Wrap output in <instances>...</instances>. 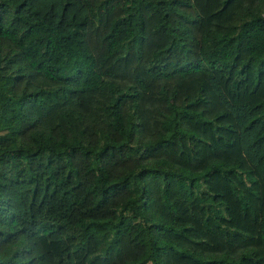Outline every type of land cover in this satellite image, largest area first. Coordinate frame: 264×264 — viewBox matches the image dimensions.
I'll return each mask as SVG.
<instances>
[{"label": "trees", "instance_id": "obj_1", "mask_svg": "<svg viewBox=\"0 0 264 264\" xmlns=\"http://www.w3.org/2000/svg\"><path fill=\"white\" fill-rule=\"evenodd\" d=\"M0 264H264V0H0Z\"/></svg>", "mask_w": 264, "mask_h": 264}]
</instances>
